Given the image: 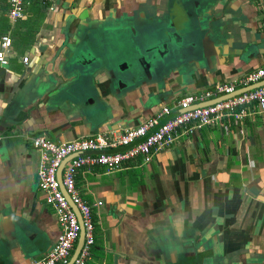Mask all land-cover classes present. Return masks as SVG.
I'll use <instances>...</instances> for the list:
<instances>
[{"label":"crops","instance_id":"crops-1","mask_svg":"<svg viewBox=\"0 0 264 264\" xmlns=\"http://www.w3.org/2000/svg\"><path fill=\"white\" fill-rule=\"evenodd\" d=\"M38 1L11 22L0 0V36L12 38L8 65L0 66V121L8 125L0 136V222L8 238L0 242V264L43 256L60 232L38 185L32 137L66 142L123 133L163 106L177 113L185 95L264 65V0H199L225 42L209 68L201 62L203 70L183 80L170 73L153 86L117 91L103 70L77 76L68 60L102 57L104 42L131 19L141 29L147 19L168 18L174 0H55L51 10ZM252 109L244 120L227 116L180 135L146 161L81 167L75 185L94 222L86 264H264V112Z\"/></svg>","mask_w":264,"mask_h":264},{"label":"built area","instance_id":"built-area-1","mask_svg":"<svg viewBox=\"0 0 264 264\" xmlns=\"http://www.w3.org/2000/svg\"><path fill=\"white\" fill-rule=\"evenodd\" d=\"M4 1L7 4L6 15L11 22L26 18V7L31 0ZM39 1L50 10L54 8L55 0ZM11 46L10 35L2 34L0 66L8 65ZM22 62L28 64L29 56H23ZM261 80H264V65L248 71L239 79L217 82L201 93L185 95L178 101L179 112L171 114V109L163 106L138 126L126 129L123 133L103 132L66 142H54L41 135L32 137V144L39 151L40 158L37 166L38 185L44 193L45 202L54 210L60 232L47 253L31 259L27 264H66L82 229L83 245L71 264H86L90 259L94 244L92 206L79 195L75 185V177L81 167L101 165L107 170H114L123 162L137 156H142L146 161L153 152L170 146L178 136H189L196 129L215 124L223 117L244 120L254 113L253 106L257 112L263 113L264 84L235 92ZM226 95L228 97L224 98ZM212 99L213 102L202 104L205 100ZM165 116L168 117L158 124ZM68 157L70 159L62 168L60 181L57 170ZM101 203L98 201L95 205ZM72 205L80 214V222Z\"/></svg>","mask_w":264,"mask_h":264},{"label":"water","instance_id":"water-1","mask_svg":"<svg viewBox=\"0 0 264 264\" xmlns=\"http://www.w3.org/2000/svg\"><path fill=\"white\" fill-rule=\"evenodd\" d=\"M211 1L203 0L205 5ZM173 4L176 6L171 5L172 16L161 17L156 20L147 19L143 22L144 25L142 24L143 28L141 29L136 25V20L131 19L132 22L125 20L126 24L131 23L125 25L127 27H124L126 28L123 30L124 33H114L110 39L104 42L106 45L103 46L104 54L102 57L91 54L92 58L82 64L77 59L75 60V57H72V60H68L70 66L77 67V76L91 75L99 69L103 70L113 81L117 91H120L122 87L126 90L136 88L139 87L137 85L144 82L153 86L157 81L166 79L170 73L180 75V80H183L184 77L193 75L195 71L203 70L201 62H205L206 68H209L207 64L216 56L215 46H219V43H225L220 37L223 33L220 31L213 32V27L217 24L211 19L210 12L207 13V10L203 9L199 0H174ZM177 9L180 10L177 11ZM171 20L174 21L171 22ZM122 36L126 39H123ZM247 52L246 48L241 49L242 55H246ZM251 54L249 52L245 58ZM262 84H264V80L235 92L238 93ZM167 117L165 116L158 124ZM1 119L0 136L8 128L3 117ZM65 160L62 161L57 170V177L60 181ZM61 189L64 191L62 186ZM72 208L80 222L78 210L74 205ZM1 240L4 243L8 240L4 235L2 222H0V242H2ZM83 241L84 231L82 229L73 253L66 264H71L78 255Z\"/></svg>","mask_w":264,"mask_h":264},{"label":"trees","instance_id":"trees-1","mask_svg":"<svg viewBox=\"0 0 264 264\" xmlns=\"http://www.w3.org/2000/svg\"><path fill=\"white\" fill-rule=\"evenodd\" d=\"M38 2H40V1H38ZM40 3H41V2H40ZM41 5H43L44 7H46V5H45V4H42V3H41Z\"/></svg>","mask_w":264,"mask_h":264},{"label":"rangeland","instance_id":"rangeland-1","mask_svg":"<svg viewBox=\"0 0 264 264\" xmlns=\"http://www.w3.org/2000/svg\"><path fill=\"white\" fill-rule=\"evenodd\" d=\"M123 37V39H126L124 36H122ZM0 249H1V247H0Z\"/></svg>","mask_w":264,"mask_h":264}]
</instances>
